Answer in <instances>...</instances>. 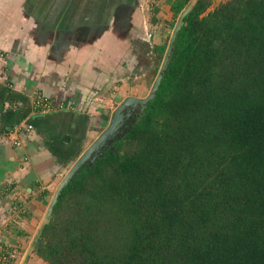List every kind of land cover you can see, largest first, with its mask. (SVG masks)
Returning <instances> with one entry per match:
<instances>
[{"label":"trees","instance_id":"16d2710c","mask_svg":"<svg viewBox=\"0 0 264 264\" xmlns=\"http://www.w3.org/2000/svg\"><path fill=\"white\" fill-rule=\"evenodd\" d=\"M191 1L169 0L170 27ZM213 5L197 0L155 99L61 190L48 264H264V0Z\"/></svg>","mask_w":264,"mask_h":264},{"label":"crops","instance_id":"0c3cea01","mask_svg":"<svg viewBox=\"0 0 264 264\" xmlns=\"http://www.w3.org/2000/svg\"><path fill=\"white\" fill-rule=\"evenodd\" d=\"M154 1L0 0V264H48L41 233L68 169L140 98L139 80L124 81L146 50L138 33L155 10L172 17L169 0Z\"/></svg>","mask_w":264,"mask_h":264},{"label":"rangeland","instance_id":"374dc122","mask_svg":"<svg viewBox=\"0 0 264 264\" xmlns=\"http://www.w3.org/2000/svg\"><path fill=\"white\" fill-rule=\"evenodd\" d=\"M142 1H144L145 3L148 4V3H150L151 0H142ZM213 1H214V5L211 7V10H213L221 2H225L227 0H213ZM193 2H196V0H194ZM146 7L147 6L144 5L145 9H146ZM148 14L152 15L150 13H148ZM157 16H158V18H160L159 19L160 21L158 19H156L155 15L150 16L149 19H147V24L146 23L143 24V25H145V26H143V30H140L138 33L140 40L142 39L144 42L148 43V44L145 43V45H144V43H140V44H142L141 46L144 45L146 47L145 53L143 54L144 59L142 56L138 57L139 60L134 55L131 56V58L128 62L129 66H127L124 70V72L129 73V78H124L125 83L134 84V81L139 80L137 82L138 83L137 85H140V89H136L135 91L138 92L139 97L141 99L149 97L150 94L153 92L154 85L156 84L157 79L159 77V72H160V70L164 64L165 58L167 56L168 49H167L166 54L163 56V58L159 57V53H157L155 49L158 46H162V45L169 46L170 42L172 40V37L174 36L175 28H176V26L169 28V26L166 24V22H168L169 20L171 21L172 17L170 18L169 16H167V15H165L159 11L157 13ZM172 20H173V18H172ZM178 22H179V19L175 25H177ZM136 23H140V21H138ZM154 24H156V25H154ZM132 27H134V26H131V28ZM138 30L139 29L136 28L133 31L134 32V33H132L133 36L137 35L136 32ZM141 31L145 32V33H143L144 35L141 33ZM152 31H155L154 32V36H155L154 39H152L153 38ZM142 36L144 37V39ZM127 55L123 59L128 60ZM136 59L138 61L137 64L135 61ZM124 75H125V73H124ZM136 77H138V79ZM116 106L117 105L115 104V107ZM141 111H142V109L139 112H132L131 117L139 115L141 113ZM133 120L134 119H132V121H131L132 123L135 122V120L134 121ZM113 141H112V143H113ZM71 166H73V165H71ZM68 171H70V170L68 169Z\"/></svg>","mask_w":264,"mask_h":264},{"label":"water","instance_id":"95a60500","mask_svg":"<svg viewBox=\"0 0 264 264\" xmlns=\"http://www.w3.org/2000/svg\"><path fill=\"white\" fill-rule=\"evenodd\" d=\"M191 1V3L187 6V8L184 10V12L181 14L179 18V22L176 25L174 36L172 37V40L170 42V45L168 47L167 56L165 58L164 64L159 72V77L157 79L156 84L154 85L153 92L150 94L149 97L140 99L135 97H128L124 100V102L115 110V112L112 115V118L110 120L109 126L104 130V132L100 135V137L82 154V156L77 160V162L73 165V167L70 169L68 174L63 179V182L61 183L58 192L56 193V196L54 198V205L58 201L59 194L63 187L67 185L73 177L84 167L86 164H93L94 161L103 155V151L109 147V144L117 137V132L120 130L123 121L126 118L131 117L132 112H139L141 109L152 102L155 99L156 91L158 90L160 83L163 79V73L167 67V64L169 62L172 50H173V44L176 40V37L178 33L181 31V29L184 26V19L186 16L192 11L194 6L196 5V2ZM142 113V111H141ZM140 113V114H141ZM134 123V122H133ZM127 129V128H125ZM113 151H116L115 147H112Z\"/></svg>","mask_w":264,"mask_h":264},{"label":"built area","instance_id":"2783aa9c","mask_svg":"<svg viewBox=\"0 0 264 264\" xmlns=\"http://www.w3.org/2000/svg\"><path fill=\"white\" fill-rule=\"evenodd\" d=\"M156 5L158 7V1L153 0L152 4L149 7V10H154ZM34 105L39 108H45L44 112L50 109L48 99H46V97L43 96L42 94H38L37 98L34 101ZM17 255L18 254L16 253H12L10 258H12V260H17Z\"/></svg>","mask_w":264,"mask_h":264},{"label":"flooded vegetation","instance_id":"af4514ba","mask_svg":"<svg viewBox=\"0 0 264 264\" xmlns=\"http://www.w3.org/2000/svg\"><path fill=\"white\" fill-rule=\"evenodd\" d=\"M138 116V115H137ZM137 116H132L131 118H126L124 121H123V123H122V126H121V128H120V130L117 132V137H115V139H117V138H120V137H122L125 133H126V131L129 129V127L133 124L131 121H132V119H136L137 118ZM133 120V121H134ZM125 128H127V129H125ZM114 139V140H115ZM114 142V141H113ZM112 144V142L109 144V145H111Z\"/></svg>","mask_w":264,"mask_h":264}]
</instances>
